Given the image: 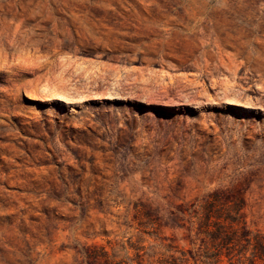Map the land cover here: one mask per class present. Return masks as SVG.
<instances>
[{"label": "rangeland", "instance_id": "obj_1", "mask_svg": "<svg viewBox=\"0 0 264 264\" xmlns=\"http://www.w3.org/2000/svg\"><path fill=\"white\" fill-rule=\"evenodd\" d=\"M214 191L264 238V0H0V264L191 248Z\"/></svg>", "mask_w": 264, "mask_h": 264}, {"label": "trees", "instance_id": "obj_2", "mask_svg": "<svg viewBox=\"0 0 264 264\" xmlns=\"http://www.w3.org/2000/svg\"><path fill=\"white\" fill-rule=\"evenodd\" d=\"M243 208L244 201L239 197L217 191L209 193L193 215L199 244L190 240L191 248H178L172 244L160 243L164 252H153L151 256L144 252L140 254L143 247H139L136 248L137 264H143L145 258H156L154 264H223V255L233 256L235 247L242 241L251 246L249 262L264 261V238L247 229L243 220ZM243 249L244 247L239 249L238 253L241 254ZM87 250L90 261L120 264L114 261V254L109 255L104 247L94 246Z\"/></svg>", "mask_w": 264, "mask_h": 264}]
</instances>
